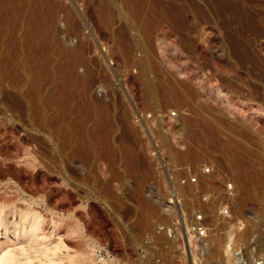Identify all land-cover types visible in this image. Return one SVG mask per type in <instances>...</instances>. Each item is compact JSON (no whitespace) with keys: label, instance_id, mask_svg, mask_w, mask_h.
Returning a JSON list of instances; mask_svg holds the SVG:
<instances>
[{"label":"rangeland","instance_id":"obj_1","mask_svg":"<svg viewBox=\"0 0 264 264\" xmlns=\"http://www.w3.org/2000/svg\"><path fill=\"white\" fill-rule=\"evenodd\" d=\"M198 212L201 235L185 228ZM262 244L264 0H14L0 17V254L252 264Z\"/></svg>","mask_w":264,"mask_h":264},{"label":"built area","instance_id":"obj_2","mask_svg":"<svg viewBox=\"0 0 264 264\" xmlns=\"http://www.w3.org/2000/svg\"><path fill=\"white\" fill-rule=\"evenodd\" d=\"M191 182H196L197 179L196 177H192ZM233 186L232 184H228L227 185V193L229 194V196H232L233 194ZM225 213L228 215L229 211L228 208L225 206L224 209ZM181 219H183L181 217ZM204 218L203 215L201 213H196L195 217L192 221H189L187 223H185V228L187 229V231H189L192 234H197V235H201L205 233V226H204ZM184 222L182 220H177L176 223L172 226V227H168L166 229V232L168 234L169 237H173L172 234L175 233V230H180L183 227ZM95 256H96V264H105V260H106V253L103 250V248H98L96 249L95 252ZM252 264H264V256H258L256 258L253 259Z\"/></svg>","mask_w":264,"mask_h":264},{"label":"bare ground","instance_id":"obj_3","mask_svg":"<svg viewBox=\"0 0 264 264\" xmlns=\"http://www.w3.org/2000/svg\"><path fill=\"white\" fill-rule=\"evenodd\" d=\"M13 2L14 0H0V17L4 14V12H10L12 10V6H13ZM6 15V14H5ZM4 15V16H5ZM78 61V60H76ZM77 65V64H76ZM90 148V147H89ZM233 151L231 152H228V154L230 155ZM233 154V153H232ZM239 155V154H238ZM237 155V156H238ZM90 156V155H89ZM231 156V155H230ZM241 158H243V156H239ZM238 157V158H239ZM91 158V157H89ZM97 159V158H96ZM240 159V158H239ZM242 161V160H241ZM244 161V160H243ZM240 162V161H239ZM246 162V161H245ZM68 163V162H67ZM242 163V162H241ZM240 164V163H239ZM69 164H66L65 166H67ZM245 165V163H244ZM67 168V167H66ZM247 175V174H246ZM244 175V177L246 176ZM239 176V175H238ZM240 177V176H239ZM248 177V176H247ZM241 179V178H240ZM246 183V182H245ZM244 186V185H243ZM245 188V187H244ZM25 224V222H24ZM27 226V225H26ZM25 229V228H24ZM38 230V225L35 222L29 224V229H26L24 232H23V235H33L36 233V231ZM22 232V231H21ZM20 232V234H21ZM20 236V235H18ZM86 247V246H85ZM93 248V247H92ZM90 249V248H89ZM259 250H263L264 249V244L260 245L258 247ZM93 250V249H92ZM81 255H84L86 257H84L85 260H87L86 262L90 261L91 258H90V255L88 253V251L85 249L83 250V252H81ZM237 257H236V264H244L243 260H242V257L239 255V253L236 254ZM48 256V254H47ZM41 260V259H40ZM33 261V260H32ZM31 262V261H30ZM21 263V262H20ZM106 263V262H105ZM0 264H19L18 262H16L13 257L11 256V253L9 251H7V253H4V254H0ZM23 264V263H22ZM33 264V263H32Z\"/></svg>","mask_w":264,"mask_h":264}]
</instances>
